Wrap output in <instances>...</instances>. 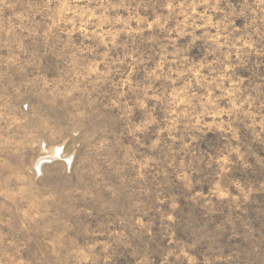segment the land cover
Listing matches in <instances>:
<instances>
[{"label": "rangeland", "instance_id": "rangeland-1", "mask_svg": "<svg viewBox=\"0 0 264 264\" xmlns=\"http://www.w3.org/2000/svg\"><path fill=\"white\" fill-rule=\"evenodd\" d=\"M0 264H264V0H0Z\"/></svg>", "mask_w": 264, "mask_h": 264}, {"label": "bare ground", "instance_id": "bare-ground-1", "mask_svg": "<svg viewBox=\"0 0 264 264\" xmlns=\"http://www.w3.org/2000/svg\"><path fill=\"white\" fill-rule=\"evenodd\" d=\"M43 161V160H42ZM41 163H39V167H40Z\"/></svg>", "mask_w": 264, "mask_h": 264}]
</instances>
